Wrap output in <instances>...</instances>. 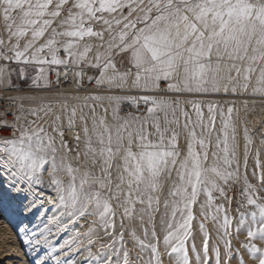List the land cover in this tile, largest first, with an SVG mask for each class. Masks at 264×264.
Segmentation results:
<instances>
[{
  "label": "snow or ice",
  "instance_id": "snow-or-ice-1",
  "mask_svg": "<svg viewBox=\"0 0 264 264\" xmlns=\"http://www.w3.org/2000/svg\"><path fill=\"white\" fill-rule=\"evenodd\" d=\"M0 219L28 264H264V0H0Z\"/></svg>",
  "mask_w": 264,
  "mask_h": 264
},
{
  "label": "rangeland",
  "instance_id": "rangeland-1",
  "mask_svg": "<svg viewBox=\"0 0 264 264\" xmlns=\"http://www.w3.org/2000/svg\"><path fill=\"white\" fill-rule=\"evenodd\" d=\"M258 119H253L249 127L258 125ZM235 207V205H233ZM211 228V225H209ZM243 239V237H240ZM234 245L238 246L236 241ZM32 257L25 256L19 236L15 232V225L9 224L7 220L0 219V264H28Z\"/></svg>",
  "mask_w": 264,
  "mask_h": 264
},
{
  "label": "built area",
  "instance_id": "built-area-1",
  "mask_svg": "<svg viewBox=\"0 0 264 264\" xmlns=\"http://www.w3.org/2000/svg\"><path fill=\"white\" fill-rule=\"evenodd\" d=\"M61 90H62V91H64V90H65V88H62ZM67 90H68V91H71V89H70V88H67Z\"/></svg>",
  "mask_w": 264,
  "mask_h": 264
}]
</instances>
